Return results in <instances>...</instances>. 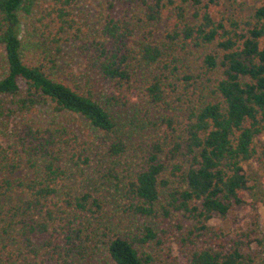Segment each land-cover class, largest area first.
<instances>
[{
	"label": "trees",
	"instance_id": "16d2710c",
	"mask_svg": "<svg viewBox=\"0 0 264 264\" xmlns=\"http://www.w3.org/2000/svg\"><path fill=\"white\" fill-rule=\"evenodd\" d=\"M78 1L0 0V264H264V0Z\"/></svg>",
	"mask_w": 264,
	"mask_h": 264
},
{
	"label": "rangeland",
	"instance_id": "374dc122",
	"mask_svg": "<svg viewBox=\"0 0 264 264\" xmlns=\"http://www.w3.org/2000/svg\"><path fill=\"white\" fill-rule=\"evenodd\" d=\"M108 0H79L75 12L79 23L83 25L84 32L93 31L97 27L102 14L105 13L108 6ZM162 25L159 29L162 30ZM60 71L64 79L69 83H86L87 77H92V84L95 91L104 92L107 89V83L97 75L90 72L85 67L83 58L79 55L75 44H66L63 47L60 56ZM10 124L9 126H11ZM259 146H264V132L257 137ZM247 172L251 173L253 180L258 181L257 188L259 195H255L253 199L247 198V204L238 206L236 210L230 214L227 220L219 218L211 219L210 223L215 227H224L226 231L235 233L237 229L248 228L252 223L258 221L260 229L264 232V166L257 162H251L245 165ZM259 198V199H258ZM92 264H109L103 258L96 259Z\"/></svg>",
	"mask_w": 264,
	"mask_h": 264
}]
</instances>
